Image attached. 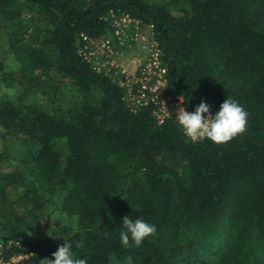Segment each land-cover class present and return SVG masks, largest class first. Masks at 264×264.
Masks as SVG:
<instances>
[{"label":"trees","instance_id":"1","mask_svg":"<svg viewBox=\"0 0 264 264\" xmlns=\"http://www.w3.org/2000/svg\"><path fill=\"white\" fill-rule=\"evenodd\" d=\"M27 12L38 43H20L29 88L62 83L76 95L52 113L0 98V164L15 159L0 187L18 190L4 209L2 258L42 264L67 239L86 264H264V0H0L13 51ZM110 13L152 28L167 94L191 110L204 100L213 114L231 96L249 114L246 131L193 142L174 116L159 122L152 102L130 104L78 52L80 34L110 32ZM127 215L156 226L140 247L120 242Z\"/></svg>","mask_w":264,"mask_h":264},{"label":"built area","instance_id":"2","mask_svg":"<svg viewBox=\"0 0 264 264\" xmlns=\"http://www.w3.org/2000/svg\"><path fill=\"white\" fill-rule=\"evenodd\" d=\"M104 19L110 25V32L100 40L93 41L80 34L85 44L79 46L78 52L93 69L114 76L125 89L130 104L138 106L152 102L156 105L155 115L159 122L168 117H175L179 108H184L188 112L194 111L185 107L180 95L165 92V69L159 58V49L152 28L124 13H110ZM145 28L151 31V37L148 33L147 36L143 34L142 30ZM134 44L141 45L139 54L129 59L126 66L116 63L114 57L118 53L117 50ZM86 45L104 48V54L110 57L109 61L101 65L97 53L91 49L87 52ZM22 258L23 256L18 254L5 261L0 254V264H10Z\"/></svg>","mask_w":264,"mask_h":264},{"label":"rangeland","instance_id":"3","mask_svg":"<svg viewBox=\"0 0 264 264\" xmlns=\"http://www.w3.org/2000/svg\"><path fill=\"white\" fill-rule=\"evenodd\" d=\"M30 15L31 14L29 12L23 14L24 23L27 22L28 27L15 29V31H17L18 33L15 40H17L19 43L17 44L18 48L15 51L10 48V33L4 31V29H0V98H8L21 103H35L43 106L50 113H52L54 112V109L56 107L60 105L66 106V103L70 101V99H73L74 95L76 94L74 93L72 87L62 83H58L60 91L57 93L50 90L49 94H42L40 92H36L37 90H32L29 88V84L31 83V80H29V78L32 77V74H29L28 72L23 74L22 72L23 63L21 61V58L23 57V51L21 41L23 39L29 40L30 38L29 43L38 44L35 40L33 42L31 39L34 35L33 26L36 25L37 22H31ZM35 16L36 20L38 18V15L35 14ZM142 32L145 36H147L148 33L149 37H151V31L149 29L145 28L142 30ZM84 44V42H81L80 46L82 47ZM140 47L141 45L134 44L133 46H126L121 48L120 50H117L118 53H116V56L114 57L116 63L122 66H126L129 59L135 57L136 54H139L141 50ZM85 48L87 52H89V49H91L92 51H95L97 53V55L99 56L98 61L101 65L109 61L110 57L104 54V48L96 45H86ZM50 75L57 80V77L55 76V72L53 70L50 71ZM14 163V158H11L9 161L2 162L0 164V174L11 170V166L14 165ZM16 193H18L17 189H12L8 186L3 187V185L0 187V254L2 253V249L4 248V246L10 241L5 235L1 234L2 222L4 221L5 217L4 209L8 207L10 201L16 198ZM11 208H13V210H16L17 213H21V208L17 206H12ZM48 213L49 210L45 212V217ZM53 217L54 218L52 219L56 220L58 225L62 226L61 228H64L66 225H68L67 221L63 217L57 215H53ZM33 225H35V227L38 229L44 228L42 227L44 226V218H39V220L36 222L33 221ZM50 225L53 228H57L55 222H53L52 224L51 218Z\"/></svg>","mask_w":264,"mask_h":264},{"label":"clouds","instance_id":"4","mask_svg":"<svg viewBox=\"0 0 264 264\" xmlns=\"http://www.w3.org/2000/svg\"><path fill=\"white\" fill-rule=\"evenodd\" d=\"M210 105L201 100L192 112L179 108L175 120L183 134L193 142L208 139L214 143H226L246 131L248 112L235 98L227 96L214 114ZM119 233L124 247H140L144 241L156 233V226L143 218L133 219L129 215L123 217ZM83 248L84 241L75 244ZM53 258L44 259L42 264H86V260L77 258L73 250V242L64 239L58 246Z\"/></svg>","mask_w":264,"mask_h":264}]
</instances>
